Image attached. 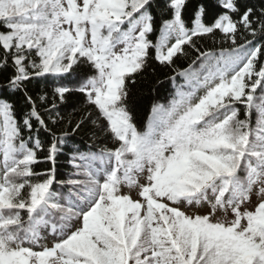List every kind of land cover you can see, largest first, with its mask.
<instances>
[{"label": "snow or ice", "instance_id": "6c2138e0", "mask_svg": "<svg viewBox=\"0 0 264 264\" xmlns=\"http://www.w3.org/2000/svg\"><path fill=\"white\" fill-rule=\"evenodd\" d=\"M0 264H264V0H0Z\"/></svg>", "mask_w": 264, "mask_h": 264}, {"label": "trees", "instance_id": "16d2710c", "mask_svg": "<svg viewBox=\"0 0 264 264\" xmlns=\"http://www.w3.org/2000/svg\"><path fill=\"white\" fill-rule=\"evenodd\" d=\"M208 46L211 43L208 42ZM181 67H186L187 62H181ZM167 75H173V73L167 68L156 67L155 73L149 69L145 78H142L136 86L137 94L142 98L143 103L141 105L142 115L147 114V109L150 107L153 100H159L161 103H167L168 99L171 97V93L174 91L171 81L166 78ZM157 79L163 81V84H157ZM179 83H183L182 78H177ZM70 103H73L70 101Z\"/></svg>", "mask_w": 264, "mask_h": 264}]
</instances>
